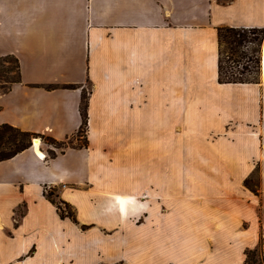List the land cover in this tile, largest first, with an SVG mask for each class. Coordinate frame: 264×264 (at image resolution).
<instances>
[{
    "label": "crops",
    "instance_id": "obj_1",
    "mask_svg": "<svg viewBox=\"0 0 264 264\" xmlns=\"http://www.w3.org/2000/svg\"><path fill=\"white\" fill-rule=\"evenodd\" d=\"M219 27L264 0H0V125L62 141L87 98L85 146L0 162V264L264 261V41L259 82L220 83Z\"/></svg>",
    "mask_w": 264,
    "mask_h": 264
},
{
    "label": "trees",
    "instance_id": "obj_2",
    "mask_svg": "<svg viewBox=\"0 0 264 264\" xmlns=\"http://www.w3.org/2000/svg\"><path fill=\"white\" fill-rule=\"evenodd\" d=\"M218 38V80L220 83H257L255 79L244 78V74H253L258 76L261 72V41L264 38V28H237V27H219L217 28ZM253 45L249 50L248 46ZM225 49V51L223 50ZM227 59L224 61L223 54ZM9 57V56H5ZM15 61L16 77L9 81L7 86L0 87V94L9 91L10 87L20 81L19 64ZM231 63L232 65H228ZM223 63L226 65L224 66ZM240 66L241 70L238 69ZM238 75V76H237ZM71 87V86H70ZM48 89H54L56 86H47ZM81 125L77 134L87 126V98L85 93L80 102ZM32 138H40L43 143L49 146L47 150L48 158H52L58 152H62L67 147H82L86 145V136L82 137L83 142L77 146H71L67 139L57 141L51 137L25 132L9 124L0 125V162L14 157L16 154L28 149L31 146ZM33 140V139H32ZM39 140V139H38ZM78 140V138H77ZM40 142V140H39ZM56 148V149H55ZM44 196L50 200L56 207L60 217H68L72 221L74 213L70 206L63 201H55L56 195L53 190H45ZM256 253H259V262L255 259ZM245 264H263V257L259 248L246 252Z\"/></svg>",
    "mask_w": 264,
    "mask_h": 264
},
{
    "label": "rangeland",
    "instance_id": "obj_3",
    "mask_svg": "<svg viewBox=\"0 0 264 264\" xmlns=\"http://www.w3.org/2000/svg\"><path fill=\"white\" fill-rule=\"evenodd\" d=\"M263 41H264V38L261 41V47H260L261 48V61H262V44H263ZM248 47H249L248 49L251 50L253 45H249ZM223 50L225 51V49H223ZM222 57H223L224 61L227 59L225 53L223 54ZM227 64L232 65L231 63H228V62H227ZM223 65L225 66L226 64L223 63ZM240 66L241 65L238 66L239 70H241ZM260 69H261V63H260ZM15 77H16V67H15L14 59L11 56L1 57L0 58V87L7 86L9 84V81ZM243 77L250 79V80L256 78V80L259 82L260 79H262V74L260 72V74L258 76H255L253 74H247L246 73V74H244ZM84 135H85V129L83 128V130L80 131L78 134L76 133L74 136L68 138L70 145L71 146H77L78 144L82 143L83 142L82 137H84ZM77 138H78V140H77ZM32 139H34V138H32ZM32 139H31V144L33 141ZM38 139L40 140L39 144L42 143V148L45 149L47 152V150H49L50 147L47 146L45 143H43V141L40 138H38ZM55 151L58 152L59 149H56ZM54 199H55V201H58V200H56V198H54ZM255 259L259 262V259H260L259 253H256ZM263 264H264V261H263Z\"/></svg>",
    "mask_w": 264,
    "mask_h": 264
},
{
    "label": "bare ground",
    "instance_id": "obj_4",
    "mask_svg": "<svg viewBox=\"0 0 264 264\" xmlns=\"http://www.w3.org/2000/svg\"><path fill=\"white\" fill-rule=\"evenodd\" d=\"M32 146H33V149L35 150L36 154L39 155V156H43L42 155V152L40 150V144H39V140L34 138L33 141H32ZM119 199V202H120V207H121V210L123 208V205H124V202H126L127 204H133L134 203V199L131 198V197H126V199H122V198H118ZM125 207V205H124ZM119 208V207H118ZM122 212H124V210H122ZM124 214V213H123Z\"/></svg>",
    "mask_w": 264,
    "mask_h": 264
}]
</instances>
